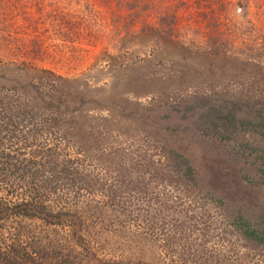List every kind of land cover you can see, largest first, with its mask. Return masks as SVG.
<instances>
[{"label":"rangeland","instance_id":"374dc122","mask_svg":"<svg viewBox=\"0 0 264 264\" xmlns=\"http://www.w3.org/2000/svg\"><path fill=\"white\" fill-rule=\"evenodd\" d=\"M0 264H264V0H0Z\"/></svg>","mask_w":264,"mask_h":264},{"label":"trees","instance_id":"16d2710c","mask_svg":"<svg viewBox=\"0 0 264 264\" xmlns=\"http://www.w3.org/2000/svg\"><path fill=\"white\" fill-rule=\"evenodd\" d=\"M207 114V113H206ZM211 113H209L210 115ZM38 204H36L35 200L31 199V200H28V201H22L20 204H18L19 208H21V206H23L22 209L24 212V214L26 215H34L35 213V210H38ZM30 211V212H28Z\"/></svg>","mask_w":264,"mask_h":264}]
</instances>
